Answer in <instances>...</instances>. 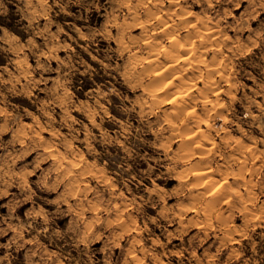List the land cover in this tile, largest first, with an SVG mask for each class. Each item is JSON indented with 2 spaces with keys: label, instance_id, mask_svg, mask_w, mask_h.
Returning <instances> with one entry per match:
<instances>
[{
  "label": "clouds",
  "instance_id": "obj_1",
  "mask_svg": "<svg viewBox=\"0 0 264 264\" xmlns=\"http://www.w3.org/2000/svg\"><path fill=\"white\" fill-rule=\"evenodd\" d=\"M0 264H264V0H0Z\"/></svg>",
  "mask_w": 264,
  "mask_h": 264
}]
</instances>
